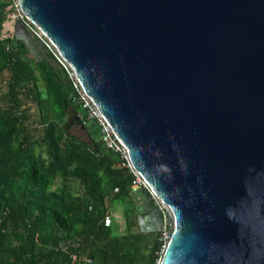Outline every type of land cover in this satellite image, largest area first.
I'll use <instances>...</instances> for the list:
<instances>
[{
  "label": "water",
  "instance_id": "95a60500",
  "mask_svg": "<svg viewBox=\"0 0 264 264\" xmlns=\"http://www.w3.org/2000/svg\"><path fill=\"white\" fill-rule=\"evenodd\" d=\"M16 1L169 211L159 264H264V0Z\"/></svg>",
  "mask_w": 264,
  "mask_h": 264
},
{
  "label": "trees",
  "instance_id": "16d2710c",
  "mask_svg": "<svg viewBox=\"0 0 264 264\" xmlns=\"http://www.w3.org/2000/svg\"><path fill=\"white\" fill-rule=\"evenodd\" d=\"M11 2L0 0V264H158L160 233L141 231L133 209L124 232L104 226L113 202L129 201L133 175L53 55L34 58L1 35ZM70 112L84 136L65 128Z\"/></svg>",
  "mask_w": 264,
  "mask_h": 264
},
{
  "label": "built area",
  "instance_id": "2783aa9c",
  "mask_svg": "<svg viewBox=\"0 0 264 264\" xmlns=\"http://www.w3.org/2000/svg\"><path fill=\"white\" fill-rule=\"evenodd\" d=\"M11 1L12 2L10 5L13 8L11 20L20 21L22 25L28 30V32L33 36V38L38 42V44L42 46L43 49H46L47 51H49L53 55V57L56 59V61L59 63V65L66 71V73L68 74V77L73 83V87L77 93V98L79 102L82 104L83 108L87 111L89 119L94 121L95 124L99 127L100 136H101V139L105 147L108 150L119 155L120 162L118 163V166L129 170V172L133 175V178H134L132 181V185L134 186V188L142 189L143 191H145L150 197L154 207L158 209L160 213V221H161L160 229H159V233H160L159 241L161 243L160 251L158 252V255H159L158 264H159L160 258L166 248V245L173 231V221H172L169 211L159 200L155 198V196L153 195L149 187L146 185V183L133 170L128 160L127 153L124 147L115 137V135L113 134L107 122L104 120V118L100 115V113L97 111L95 106L86 96V94L83 92L81 86L76 81L74 74L69 68V66L60 58L55 48L48 41V39L44 36V34L24 16V14L21 12L17 4V1L16 0H11ZM117 191H118V188L115 189V192ZM103 223L105 227H110L113 223L112 216L111 215L105 216ZM68 245L69 243L65 244L62 248L66 249ZM71 246H73V244H71ZM71 258L73 262L78 260V256L76 254H72ZM85 260L88 263L91 262V260L87 258Z\"/></svg>",
  "mask_w": 264,
  "mask_h": 264
},
{
  "label": "crops",
  "instance_id": "0c3cea01",
  "mask_svg": "<svg viewBox=\"0 0 264 264\" xmlns=\"http://www.w3.org/2000/svg\"><path fill=\"white\" fill-rule=\"evenodd\" d=\"M3 29H5L8 37L14 36L12 23L7 21L4 22ZM43 53L44 51H42V54ZM42 56L40 58H42ZM135 190H137V188H135L132 193H134ZM131 194L129 197V201H124V204L120 206V208H117L115 212L110 210V215L113 219L112 225L114 227H119L120 230H125V211L133 209L136 214L141 231H143V229H146V231L144 232H152V228H154L157 224V218L153 215V210L155 209V207L152 205V201H150V203H146L138 197L132 199Z\"/></svg>",
  "mask_w": 264,
  "mask_h": 264
},
{
  "label": "rangeland",
  "instance_id": "374dc122",
  "mask_svg": "<svg viewBox=\"0 0 264 264\" xmlns=\"http://www.w3.org/2000/svg\"><path fill=\"white\" fill-rule=\"evenodd\" d=\"M12 12H13V8H12L11 5H9V6L6 8V19H5L4 22L7 21V22H10V23H12V24L15 22V21H12V20H11ZM1 35H2L3 37H8L6 31H5V29H3V27H2V30H1ZM43 51H44V53H43V54L41 53L40 56H42V55H43V56L46 55V51H45V49H44ZM33 57L36 58L37 56H33ZM1 78H2V77H1ZM1 78H0V83H1V81H2ZM36 112H37V110H36V108L33 106L32 109H31V113L33 114V118H34V120L37 119V114H36ZM70 132H71L72 134H74V135L84 136V133H83V135H82V133H81V131H80V129H79V125L73 127V128L71 129ZM123 204H124V201H121V200H115V201L113 202V205H112V207H111V210L115 212V211L117 210V208H120V206H122ZM114 231H115L116 233H122V232H124V230H120L119 227H114Z\"/></svg>",
  "mask_w": 264,
  "mask_h": 264
},
{
  "label": "flooded vegetation",
  "instance_id": "af4514ba",
  "mask_svg": "<svg viewBox=\"0 0 264 264\" xmlns=\"http://www.w3.org/2000/svg\"><path fill=\"white\" fill-rule=\"evenodd\" d=\"M70 120V119H69ZM68 125H69V122H68ZM75 126H77V123H74V124H72V125H69V128L68 129H72L73 127H75Z\"/></svg>",
  "mask_w": 264,
  "mask_h": 264
}]
</instances>
